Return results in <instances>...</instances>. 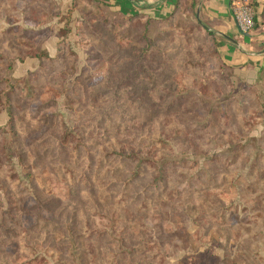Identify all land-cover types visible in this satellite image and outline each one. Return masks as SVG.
Segmentation results:
<instances>
[{
    "label": "rangeland",
    "instance_id": "obj_1",
    "mask_svg": "<svg viewBox=\"0 0 264 264\" xmlns=\"http://www.w3.org/2000/svg\"><path fill=\"white\" fill-rule=\"evenodd\" d=\"M106 5L0 0V264L248 263L264 68L235 78L182 15Z\"/></svg>",
    "mask_w": 264,
    "mask_h": 264
},
{
    "label": "crops",
    "instance_id": "obj_2",
    "mask_svg": "<svg viewBox=\"0 0 264 264\" xmlns=\"http://www.w3.org/2000/svg\"><path fill=\"white\" fill-rule=\"evenodd\" d=\"M101 1L118 15L148 20L154 28L175 14L182 15L212 39L218 59L235 78L252 82L264 68V0H253L254 26L245 33L235 22L231 9L233 0ZM262 233L255 254L243 264H264V231Z\"/></svg>",
    "mask_w": 264,
    "mask_h": 264
},
{
    "label": "built area",
    "instance_id": "obj_3",
    "mask_svg": "<svg viewBox=\"0 0 264 264\" xmlns=\"http://www.w3.org/2000/svg\"><path fill=\"white\" fill-rule=\"evenodd\" d=\"M251 0H233L231 9L239 30L248 32L254 26L253 10Z\"/></svg>",
    "mask_w": 264,
    "mask_h": 264
},
{
    "label": "trees",
    "instance_id": "obj_4",
    "mask_svg": "<svg viewBox=\"0 0 264 264\" xmlns=\"http://www.w3.org/2000/svg\"><path fill=\"white\" fill-rule=\"evenodd\" d=\"M250 3H251V5H252V3H253V0H251V2H250ZM213 46H214V44H213ZM216 54H217V53H216Z\"/></svg>",
    "mask_w": 264,
    "mask_h": 264
}]
</instances>
